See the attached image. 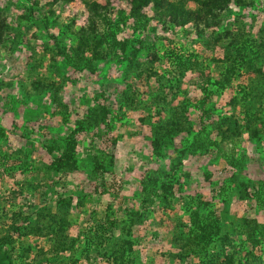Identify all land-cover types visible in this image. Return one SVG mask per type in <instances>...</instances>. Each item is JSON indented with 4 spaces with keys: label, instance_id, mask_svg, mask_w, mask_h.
I'll list each match as a JSON object with an SVG mask.
<instances>
[{
    "label": "rangeland",
    "instance_id": "1",
    "mask_svg": "<svg viewBox=\"0 0 264 264\" xmlns=\"http://www.w3.org/2000/svg\"><path fill=\"white\" fill-rule=\"evenodd\" d=\"M201 1L183 0L193 18H204L182 26L173 15L159 18L151 4L143 7L146 24L136 34L129 28L132 21L125 20L117 37L139 48L128 64L111 56L106 43L96 49L105 58L78 49L79 40L89 46L96 40L86 31L88 16L98 14L90 12L92 2L105 6L113 20L120 10L129 15L127 2L0 0V131L5 135L0 136V232L13 235L15 259L21 243L30 248L27 259L33 264H113L111 249L127 238L120 227L137 211L135 222L142 224L131 228L136 264H264V0H229L213 16L204 15ZM239 54L245 60L237 61L228 84L218 88L214 82ZM188 58L192 64L179 65ZM159 98L166 108L157 114ZM147 106L152 117L140 122ZM103 107L119 117L111 127L99 120L94 136L78 128L67 135ZM176 116L184 132L161 141L163 151L155 155L154 126ZM219 116L228 120L220 126L228 130V141H219ZM187 132L200 133L205 142L217 140L228 165L212 147L184 157L181 177L169 174L172 153L180 151ZM64 134L73 136L80 169L49 173L58 152L44 146L60 143ZM98 155L104 169L94 173L91 156ZM157 164L174 191L167 200L154 197L153 212H146L140 178ZM225 178L228 195L219 194ZM59 199L70 203L56 204ZM193 211L203 212L198 220L211 240L198 256L188 252ZM41 213L55 232H47ZM55 213L65 220L64 231L51 223ZM12 225H24V233ZM34 226L42 227L39 234L30 231ZM56 233L64 244H73L60 258L50 250L58 242Z\"/></svg>",
    "mask_w": 264,
    "mask_h": 264
},
{
    "label": "trees",
    "instance_id": "2",
    "mask_svg": "<svg viewBox=\"0 0 264 264\" xmlns=\"http://www.w3.org/2000/svg\"><path fill=\"white\" fill-rule=\"evenodd\" d=\"M66 1L68 2L70 0H66ZM120 1L127 2L128 4H130L129 15H126L125 11L120 10L116 20H113L109 16L108 13L106 14L107 8L105 6H100L96 2L91 3V5L89 6L90 12H97L98 14L97 16H91V15L88 16V23H87L88 25L86 27V31H88V33H90L91 35H94L92 37L96 38V40L93 42L92 46H89V43L87 42L79 40L80 45L78 46V49H79V52H81V54L85 53L86 51H91L94 53L93 54L94 56L98 57L101 55L102 58H105V54L103 53L98 54L97 56L96 49H100L102 45L106 43V45L108 46L107 49H108L109 54L115 57V59L118 60L119 63H123L124 61H126V63L129 64L131 61H134V59L137 57L139 53V48L134 43L128 45L129 44L128 42H130L129 39L120 40L117 37V33L122 29L120 26H123L127 23L125 22V20L127 21L131 20L133 23L131 27H129L130 30L132 28L131 33L136 34L140 28L145 27L146 23L143 22V20L145 21L146 17L143 12V7L147 4H151V7H152L151 9L155 13H157V16H159V18L163 19L164 17L167 18L168 15H173L174 19H172V21L177 22V24H179L180 26L187 24L190 21L197 22L204 18V17H201L199 14H195L196 18H193L192 12L187 10L184 7L183 0L182 1L179 0L177 2L169 1V0L167 1L165 0H120ZM228 1L229 0H202L201 7L204 8L203 9L204 15L206 16V13L207 15L209 14L211 16L215 15L213 10L214 9L222 10L226 8L228 6ZM54 2H57V0H51V2L49 3L53 4ZM237 2L240 3V0H238ZM100 9H103V13L100 11ZM49 12L51 14L54 13L52 9H50ZM46 18L48 19V17ZM97 19H99L98 23H97ZM100 26H103V29H101ZM134 41H135V38H134ZM118 47L121 50V52L119 51L120 54H118L117 52ZM263 47H264V43H263ZM243 55L244 54H239L238 57L234 59L236 64H232L231 66H229L226 69L225 75L223 74L224 77L222 79L220 78L221 80L219 79L214 82L215 85L218 86V88L223 89L228 84V82L230 81V79H228L229 78L228 75L232 73L234 70H236V68H238L237 66L238 60H241V59L245 60ZM175 57H178L177 58L178 60H182L180 56L178 55H176ZM183 62H185V64L193 63V61H191V59L188 58L187 61H179V65ZM169 82L171 83L172 86L174 85L172 83V79H170ZM205 82L206 84L211 83L208 77H206ZM159 100L161 102L154 103V106L156 108L155 111L157 114H160L161 110L163 111L166 108L163 103L164 101L163 98H159ZM142 110L146 112V116L141 117L140 122L149 120L148 118L152 117V116H147V114L149 115L151 114L150 107L147 106V108L142 109ZM111 113L112 111L103 107L99 116H96V118L91 119V120L89 119L87 123L80 122L81 125H77V127H76V124H74L75 125L74 128L70 130L69 134L67 135H75L74 133H77V128H78V129H85L86 132H89L92 134V136H94L95 133L92 131L94 130L95 127H97V123L99 120L105 123L106 126L109 125L108 127H111L112 125L110 124L114 122L115 120L119 119V117L117 116H111ZM169 119L170 118H167L166 120L165 118L162 121H158L157 126H154V130H155L153 131L154 138L151 140V143L153 145V151H154L152 153H154L155 155H159L163 151L161 141H164V142L170 141L172 135H177L180 132H184L183 125L180 124L177 116L175 117V120H169ZM218 119L219 120L221 119L220 124H218L219 130H217L218 131L217 134L221 137L219 141H223V140L228 141V130L226 128H224L223 132L220 130V126L225 125L226 127L228 120L226 119L225 116H219ZM26 132H29V131L27 130ZM186 134L187 135L185 136L186 137L185 142L183 141L181 143L182 148L180 149V151H178L177 153L174 151L172 153V155L174 156L173 157L174 161L172 160L171 170L169 174H173L175 177L176 176L181 177L182 175L181 171L186 172V168L183 167V164L185 161V159H183L184 157L187 158L188 156H191V155L202 154V152L206 153L207 151H210L212 147H216L218 151L220 150L222 152L223 154L222 156L224 157L223 160L225 161L226 166L228 165V156H227L228 153H225L226 151L224 152L220 147H218L217 144L219 142L217 143V140L208 139V141L205 142V141H202L203 138H201L200 133L195 134L194 132H187ZM67 135L64 134L60 136L61 139H63L60 143L54 140V142H52L51 144L44 146L48 152H51V153L55 151L58 152V154L50 161L47 167L49 173H51V171L54 170L56 172H61L62 174L65 173L66 175V174L78 171L80 169L81 164L77 156V150L75 148V143L73 144V141H72L73 136L67 137ZM0 136L1 137L5 136L4 131H0ZM196 140H198V143L196 142ZM38 145H40V143ZM232 151H234V148L230 152ZM211 152H214V151H211ZM102 153L100 155H102ZM100 155L91 156V160H92L91 164L94 165V167L92 168L94 173H97L100 170L104 169V164L101 163V161L96 160V159H99ZM229 165L236 166V164L232 163V161L229 163ZM30 167L34 168L35 167L34 163ZM21 171H27V170L21 169ZM162 172H163L162 165L157 164L154 168H148L142 174V178H140V181L143 182L142 184L143 185L142 187L143 195H142L141 202L144 204V206L147 204V206H145L146 212H151L152 203L155 201L154 197L158 198V202H160L162 199L167 200L168 197L171 195V193L174 191L171 188L172 183L170 184L165 181V178H164L165 175ZM224 172L228 173V167H225ZM233 177L234 175L231 174V178ZM229 180H230V177H229ZM182 185H183V182L179 183L178 186L181 187ZM222 187L223 188H221L222 190L219 192V194L220 193L223 194L224 192H227L226 194L228 195V178L224 180V184L222 185ZM62 202L70 203L68 199L66 200L59 199L58 201H56V204L62 203ZM62 207H64L63 204H62ZM135 213L136 215L133 214V216L130 217V220H129L130 223L128 225L126 224L125 226L120 227L122 230H125L127 238L123 240L119 239L116 243L117 246L115 245V248L111 249L110 255L113 258V264H136V260H134V257L132 255V248H131V245H132L131 228L138 224H142V223L139 221V219H138L139 221L138 223L137 221L135 222L136 218L138 217L137 215L140 214L137 211ZM198 214H200L199 211H193L192 213L193 218H191L190 225L188 226V230L186 232L187 236H189L188 241L190 245V247H188L189 251L188 250L187 251L197 256L201 251L205 250V245H210L209 241H211L209 238L210 236L208 232H206V227L204 223L198 220L199 218ZM202 214L203 212H201L200 217L203 216ZM39 215L41 217V223H43L42 225H45L47 232L48 233H50L51 231L55 232L56 230L50 224H47L48 223V221H46L47 214L41 213ZM57 216L58 214H56V216L54 217L51 214V217H52L51 223H54L58 231H64L66 229V222L65 220L64 221L60 220V218H58ZM143 219L146 220V218L144 217ZM24 227H25L24 225H19V226L12 225V230H14V232L19 231L21 233H24V231L22 232V230H24ZM34 227H37V229L30 227L29 229H32L30 231L34 232L35 234H39L40 233L39 231L42 230V227H39V226H34ZM49 227L51 228L49 229ZM56 236L58 237V242H56V244L53 247H51L50 250L53 251L52 253L55 254L54 258H60L61 256L59 253H63L66 250H70L71 248H73V244L66 245L62 242V240L64 239V238L62 239V236H60L58 233H56ZM13 245H14L13 235L10 232L9 233L0 232V264H33V260L30 261L29 259H27V253L30 251V248L25 247V246L23 247L20 243L19 247H20L21 253L18 254V256H16L17 258L15 259V257L13 256V249H14Z\"/></svg>",
    "mask_w": 264,
    "mask_h": 264
}]
</instances>
